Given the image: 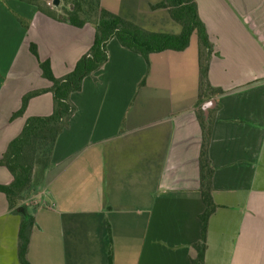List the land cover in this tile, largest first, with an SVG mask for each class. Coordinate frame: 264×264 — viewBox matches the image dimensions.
<instances>
[{
	"label": "crops",
	"instance_id": "crops-1",
	"mask_svg": "<svg viewBox=\"0 0 264 264\" xmlns=\"http://www.w3.org/2000/svg\"><path fill=\"white\" fill-rule=\"evenodd\" d=\"M99 2L134 24L141 12H167L150 9L160 0ZM194 2L212 46L208 82L223 91L202 104L214 102L208 155L216 206L204 262L264 264V0ZM48 11L0 0V158L27 118L52 112L46 92L10 119L25 94L51 85L29 45L61 78L94 41L93 25L78 28ZM156 28L149 31L162 33ZM194 35L185 50L147 60L114 38L107 43L106 63L70 97L76 110L49 167L23 195L34 222L29 264H191L204 209ZM11 180L0 166V184ZM20 221L0 193V264H19Z\"/></svg>",
	"mask_w": 264,
	"mask_h": 264
},
{
	"label": "trees",
	"instance_id": "trees-1",
	"mask_svg": "<svg viewBox=\"0 0 264 264\" xmlns=\"http://www.w3.org/2000/svg\"><path fill=\"white\" fill-rule=\"evenodd\" d=\"M18 1L36 6L40 11H43L45 6L38 3H45L50 17L66 21L78 28L86 24L94 26L92 46L80 57L73 69L61 78L54 77L49 61L39 59L36 45H29L30 53L38 61L41 76L51 85L46 89L33 90L25 94L22 97L19 110L13 113L10 119L22 116L29 100L42 93L52 94L53 107L50 115L27 118L19 135L9 142L0 158V166L5 167L12 177L9 184H0V193L5 195L8 209L12 212H19L21 216L17 249L19 264H29L26 255L34 223L33 218L26 214L25 206L22 205L23 195L31 189L34 180L49 167L54 144L76 110L70 97L73 93L80 91L86 77L96 73L106 63L108 59L107 43L114 38L122 47L147 60L148 56L153 53L185 50L192 34H195L197 38L199 56L200 81L195 114L201 129L198 166L199 192L204 209L199 216L200 238L193 245L195 255L190 263L205 264L207 222L216 206L212 199L211 184L214 171L208 155L214 110L209 111L205 116L202 104L208 99L221 95L223 91L212 87L208 82L207 74L212 46L204 24L198 16L194 0H160L150 6L152 10L165 9L170 18L180 25L181 31L178 34L146 31L134 23L102 9L99 0H62L68 4V9H65L64 6L62 8V10H66L64 14H59L51 7L52 0ZM70 6H72V10Z\"/></svg>",
	"mask_w": 264,
	"mask_h": 264
},
{
	"label": "rangeland",
	"instance_id": "rangeland-1",
	"mask_svg": "<svg viewBox=\"0 0 264 264\" xmlns=\"http://www.w3.org/2000/svg\"><path fill=\"white\" fill-rule=\"evenodd\" d=\"M38 4L46 7L45 3L39 2ZM63 6L65 9H68L67 8L68 4L64 3L62 0L60 3V6L57 8H54L51 5V7L54 8L55 10H57V12L59 14H64L66 12V10H62ZM70 9L72 10L71 6H70ZM136 23L138 25L137 24H135V25H137L140 28L145 27V29L148 31L150 29H153L154 27H157L156 29H158L162 33H166V34H178L181 31L180 25H178L176 22H174L170 18L168 12L159 13V14L153 15V16H149L148 14L146 15V13L141 12L138 16V20L136 21ZM194 36H193V40L191 43V49H193V50L197 44L196 43L197 38H195L196 36L195 37Z\"/></svg>",
	"mask_w": 264,
	"mask_h": 264
},
{
	"label": "water",
	"instance_id": "water-1",
	"mask_svg": "<svg viewBox=\"0 0 264 264\" xmlns=\"http://www.w3.org/2000/svg\"><path fill=\"white\" fill-rule=\"evenodd\" d=\"M61 0H52L51 1V5L54 8H57L60 6ZM72 7V6H71ZM214 102L211 100L209 102H206L203 106L202 109L204 111L205 116H207L208 113V108H210L211 106H213Z\"/></svg>",
	"mask_w": 264,
	"mask_h": 264
}]
</instances>
